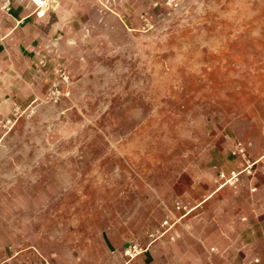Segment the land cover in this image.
<instances>
[{"label":"rangeland","instance_id":"1","mask_svg":"<svg viewBox=\"0 0 264 264\" xmlns=\"http://www.w3.org/2000/svg\"><path fill=\"white\" fill-rule=\"evenodd\" d=\"M78 17L36 46L37 76L21 64L0 113V264H158L177 202L191 210L183 229L249 196L204 201L248 165L237 142L248 160L264 154V0H84ZM243 179L264 209V159L225 186ZM131 244L143 251L126 255Z\"/></svg>","mask_w":264,"mask_h":264},{"label":"crops","instance_id":"2","mask_svg":"<svg viewBox=\"0 0 264 264\" xmlns=\"http://www.w3.org/2000/svg\"><path fill=\"white\" fill-rule=\"evenodd\" d=\"M44 2L38 5L33 0H12L11 11L5 12L1 9L0 0V113L8 111L15 100V94L20 93L21 80L25 75L23 68L27 73L37 76L31 62H38L42 55L36 46L50 44L53 30L82 27L78 16L84 0ZM22 63L25 65L23 68ZM8 94L12 95L8 97ZM254 179L249 184L243 179L236 187H216L204 201L216 193L224 197L230 193H243L246 189L249 196L244 198V202L238 200L237 204L233 203L231 210L225 214L222 208L215 212L208 205L204 206L199 214L188 218L183 229L175 226L166 232L173 245L164 247L166 250L163 252L168 255V259L158 264H217L215 260L218 257L228 259L231 253L238 254L236 264H264V209L261 208L259 194L255 192L259 187L253 182ZM226 200H222L223 204H226ZM204 201L192 209L195 210ZM198 222L204 225L201 226L200 234L195 229ZM0 229L5 231L8 227L2 224ZM198 236L203 245L200 254L190 244ZM219 238L224 241L222 246L216 243ZM14 257L15 254L1 264H14ZM122 264L134 263L127 260Z\"/></svg>","mask_w":264,"mask_h":264},{"label":"built area","instance_id":"3","mask_svg":"<svg viewBox=\"0 0 264 264\" xmlns=\"http://www.w3.org/2000/svg\"><path fill=\"white\" fill-rule=\"evenodd\" d=\"M33 1L37 4L36 0H33ZM1 9L4 10L5 12H10L12 9V0H1ZM58 93H60L59 88L57 86H54V88H52V90H51V95L55 96ZM232 153H233V155H235L237 157H241L244 160H246L248 162V165L242 171L232 170L230 172V174H227L225 172H221L220 173V179L223 180V182L220 184V186H223L227 183H235L239 179V175L243 171L247 170L248 168H250L254 164H257L262 159H264V154H263L260 158H258L256 160H253V161L248 160L247 159V151H246L245 146L242 144V142H237L235 144ZM249 172H251V170H249ZM175 207L178 211H182V210H186V211L178 217L175 216L174 220L172 218H166L165 220H163V222L161 224V227L163 228L161 235H164L166 232L173 229L175 224L178 223L183 216H185L188 212L191 211L190 209H188V207L186 205L182 204L181 202H177ZM152 235H154V234H152ZM142 251H143V249L140 248L137 244H131L129 247L126 248L125 254L129 255L130 257H134L135 255H138ZM41 264H51V263L46 258H43Z\"/></svg>","mask_w":264,"mask_h":264},{"label":"bare ground","instance_id":"4","mask_svg":"<svg viewBox=\"0 0 264 264\" xmlns=\"http://www.w3.org/2000/svg\"><path fill=\"white\" fill-rule=\"evenodd\" d=\"M36 1H37V4H38V5H43V4H45L44 0H36Z\"/></svg>","mask_w":264,"mask_h":264}]
</instances>
